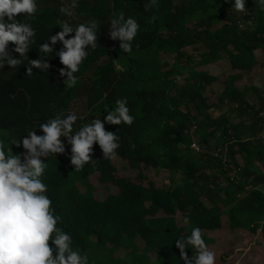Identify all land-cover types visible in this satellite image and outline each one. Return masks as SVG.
Returning a JSON list of instances; mask_svg holds the SVG:
<instances>
[{"label":"trees","instance_id":"obj_1","mask_svg":"<svg viewBox=\"0 0 264 264\" xmlns=\"http://www.w3.org/2000/svg\"><path fill=\"white\" fill-rule=\"evenodd\" d=\"M71 3L36 0L32 17L17 15L21 23L31 24L36 42L28 59L21 57L24 63L0 69V142L14 155L22 154L28 131L44 135L39 125L68 115L81 96L87 113L79 116L74 131L96 118L104 122L115 101L127 98L134 123H105L106 131L119 136L114 159H105L94 143L92 160L76 171L64 137V154L41 157L47 163L40 178L47 186L45 194L61 217L57 227L71 234L73 249L87 254L89 264H143L151 252L156 254L152 264H184L176 240L199 227L207 244L205 230L222 227L225 209L231 226L245 224L244 218H237L240 214L256 216L251 231L261 229L264 236V171L257 165L261 161L264 168V76L245 81L256 66L264 65L260 0H245L243 13L233 9L235 0H157L149 11L144 9L146 0H76L74 15L61 16L62 4ZM113 13H123L140 25L131 53L121 51L120 41L109 36ZM91 20L97 21L98 46L87 49V58L74 74L75 86L68 88L66 77L60 76L65 67L56 55L64 47L60 42L44 57L50 65L47 71L33 68V76L26 75L28 61L43 56L40 44H50L49 37L61 30L62 22L76 26ZM14 48L9 42L10 55L19 59ZM14 140L21 141L19 147L12 145ZM210 140L216 141L214 148ZM193 142L203 147L201 151L192 148ZM117 159L137 171L136 179L118 174ZM149 168L167 170L171 183L180 174V182L158 185L149 179ZM232 174L239 182L231 180ZM94 176L117 191L96 198ZM250 184L253 188L246 189ZM178 214L185 225L177 223ZM92 236L96 256L90 254ZM138 239L147 252L131 261ZM49 246L55 256L51 240ZM120 249L129 253L118 261L115 253ZM185 251L189 257L194 252Z\"/></svg>","mask_w":264,"mask_h":264},{"label":"clouds","instance_id":"obj_2","mask_svg":"<svg viewBox=\"0 0 264 264\" xmlns=\"http://www.w3.org/2000/svg\"><path fill=\"white\" fill-rule=\"evenodd\" d=\"M156 5L157 0H146L144 9L149 11ZM260 5L264 7V0H260ZM77 6L76 0H72L71 4H62L59 14L72 17L73 9ZM233 9L240 13L246 12L245 0H235ZM36 11V0H0V69L5 65L17 68L24 63L21 57L28 59L27 53L36 42V32L31 24L21 23L17 15L27 14V20ZM150 19L154 20L155 17ZM110 22V38L120 41L121 51L131 53L132 42L140 27L137 20L126 18L123 13L118 16L113 13ZM60 29L49 37L50 44H40L38 51L43 56L28 61L26 75L33 76V68L47 71L50 65L44 57L53 53L51 45L60 42L64 47L56 55L65 67L59 73L66 77L64 83L71 88L77 83L74 74L87 58V49L98 46L99 29L95 20L76 26L64 21ZM71 33L74 36L66 39ZM9 42L15 45L14 51L19 53V59L10 55ZM127 103L126 97L117 99L116 107L108 112L104 122L96 118L75 131L73 126L80 117L75 113L64 117L56 115L39 125L44 135H37L34 129L28 131L22 139V146L26 151L19 155H14L11 148L6 149L5 144L0 142V264H89L87 254L82 255L79 250L73 249L71 234L57 227L61 217L55 214L51 207L52 201L45 194L47 186L40 178L47 163L41 157L64 154L65 145L61 139L64 137L71 145L70 163L75 166L76 171H81L92 160L94 143H98L105 159H114L120 147L119 136L106 131L105 123L131 126L135 117L130 115ZM13 144L19 147L21 141L14 140ZM50 240L55 245V256L53 248L49 246ZM175 246L179 249L184 264H215L216 254L209 250L199 227L193 228L186 238L177 239ZM187 248L194 250L191 257L185 251Z\"/></svg>","mask_w":264,"mask_h":264},{"label":"rangeland","instance_id":"obj_3","mask_svg":"<svg viewBox=\"0 0 264 264\" xmlns=\"http://www.w3.org/2000/svg\"><path fill=\"white\" fill-rule=\"evenodd\" d=\"M177 2L181 0H176ZM264 76V65L256 66L251 75L246 77V82L257 81L258 79H262ZM85 86L88 87L91 84V78L89 75L85 77ZM214 98L210 99V102L213 101ZM75 113L78 117L85 116L87 111L84 103V96H81L78 101L72 106L71 112ZM213 113H218L217 111H213ZM234 122L237 121L233 119ZM209 145L213 148L216 146L215 140H210ZM193 157L197 159V155L194 154ZM118 166V174L120 176H129L133 179H136L137 171L133 170L129 167V164L126 161L121 159H117L116 161ZM262 162H257L258 168L264 171L262 167ZM146 173L149 179H154L157 181L158 185L169 186L170 184H178L181 179L180 174L176 175L175 179L171 183V176L167 170L163 169H146ZM223 178V177H222ZM220 179L223 185L227 184V181ZM91 185L93 190H95V197L99 199H104L108 192H116L117 189L115 186L110 185L108 188H105L103 184L98 182L97 177L91 178ZM89 185L88 187H90ZM81 190H87L86 186L78 184ZM226 210V209H225ZM223 211L222 216V227L215 230H205V236L207 240V246L209 250L213 251L216 254L215 264H264V236L262 234L261 229H258L257 232L251 231L252 222L256 218L254 215L249 214H240V217L237 216L239 220H244L245 224L242 226H231V221L229 216L225 213L227 211ZM177 223L185 225L186 222L181 214H178ZM244 218V219H243ZM264 222V219L261 221ZM91 242V250L90 254L96 256L97 252L95 250V238L92 236L90 238ZM138 246L136 249H131L132 254L130 255V260L134 261L140 254H144L147 252L143 249L142 240H137ZM129 251L125 249H120L117 253H115L116 259L121 261L127 258ZM150 260L145 257V262L143 264H152L153 261H156L155 252H151ZM152 258L154 260H152ZM128 264V263H126Z\"/></svg>","mask_w":264,"mask_h":264},{"label":"built area","instance_id":"obj_4","mask_svg":"<svg viewBox=\"0 0 264 264\" xmlns=\"http://www.w3.org/2000/svg\"><path fill=\"white\" fill-rule=\"evenodd\" d=\"M261 115H263L264 116V113H262ZM191 146H192V148L195 150V151H197V152H199V151H201V149L203 148L202 146H200L198 143H195V142H193L192 144H191ZM215 155H218V153H216ZM224 163H225V166H228L229 164L226 162V159H224ZM231 180L232 181H236V182H239V177H238V175H235V174H232L231 175ZM253 188V185H247L246 186V189H252Z\"/></svg>","mask_w":264,"mask_h":264}]
</instances>
